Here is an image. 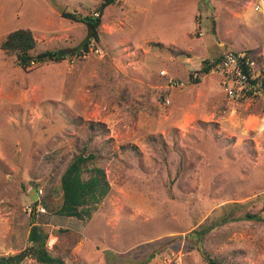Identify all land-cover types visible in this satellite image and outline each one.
<instances>
[{
  "label": "rangeland",
  "instance_id": "374dc122",
  "mask_svg": "<svg viewBox=\"0 0 264 264\" xmlns=\"http://www.w3.org/2000/svg\"><path fill=\"white\" fill-rule=\"evenodd\" d=\"M102 1L0 0V255L24 249L36 220L69 264H208L186 234L211 225V256L264 264V221L222 222L232 204L264 214V94L233 99L216 71L197 72L225 47L264 52V14L250 0H116L96 41L66 13L98 17ZM18 28L65 59L22 68L2 48ZM84 146L107 198L87 220L41 205L34 219L33 189L49 194Z\"/></svg>",
  "mask_w": 264,
  "mask_h": 264
},
{
  "label": "trees",
  "instance_id": "16d2710c",
  "mask_svg": "<svg viewBox=\"0 0 264 264\" xmlns=\"http://www.w3.org/2000/svg\"><path fill=\"white\" fill-rule=\"evenodd\" d=\"M115 1L103 0L97 6V11L100 12V15L95 18L90 17L95 19V22H89L83 19L92 29L91 35L96 41L100 40L98 27L102 22L101 15ZM66 16L79 20L74 13H66ZM81 45L80 54L89 51L92 47L88 39H85ZM2 48L6 53L14 54L17 57L19 65L24 69H27L37 62H45L48 59L60 61L66 57L65 52L61 50L38 52V40L34 36L33 31L28 28H18L9 33L7 39L2 44ZM228 51L225 47L219 56L214 59L204 60L203 66L197 72L201 75L209 73L214 64L220 61ZM191 76L192 81L197 82L195 80H198L199 77L194 79L192 74ZM251 81L258 85L260 90L264 91V84L260 83L258 79H252ZM97 159L98 154L95 151H89L88 147L84 146L62 172L59 181L53 186L50 193L32 202L31 216L36 219V216L40 212L38 208L41 205L47 213L74 217L80 220L90 219L93 212L107 198L112 188L106 169L95 164ZM235 206L236 204L228 206V213L224 214L223 223L241 218L264 221V214L249 212L245 215H234ZM210 228L211 225L196 227L186 234V239L189 243L192 242L199 245L201 255L208 264H224L222 259L211 256L203 248L202 238ZM49 237L50 232L45 224L37 222L36 220L33 221L28 235V245L17 253L0 255V264H22L28 258L35 259L42 264H69L60 256L52 254L47 246ZM161 251L159 250L156 254L150 255L144 263L154 260Z\"/></svg>",
  "mask_w": 264,
  "mask_h": 264
},
{
  "label": "built area",
  "instance_id": "2783aa9c",
  "mask_svg": "<svg viewBox=\"0 0 264 264\" xmlns=\"http://www.w3.org/2000/svg\"><path fill=\"white\" fill-rule=\"evenodd\" d=\"M250 2L255 11L264 14V0H250ZM201 35H204L203 31ZM260 56H264V52L228 51L220 61L214 64L211 70L216 71L222 77L223 88L229 97L242 99L247 96L264 94V91L251 81L258 79L264 84V66H260ZM165 72L163 70L164 74ZM165 103L169 104L170 99L165 100Z\"/></svg>",
  "mask_w": 264,
  "mask_h": 264
},
{
  "label": "water",
  "instance_id": "95a60500",
  "mask_svg": "<svg viewBox=\"0 0 264 264\" xmlns=\"http://www.w3.org/2000/svg\"><path fill=\"white\" fill-rule=\"evenodd\" d=\"M206 2H208L212 8H214V6L211 4L210 0H206ZM76 15V14H74ZM78 17V19L83 18L85 21H89V22H95L96 20L93 18H89V17H82L81 15H76ZM32 199L33 201H36L39 197V192L37 191V189H33L32 193H31Z\"/></svg>",
  "mask_w": 264,
  "mask_h": 264
}]
</instances>
